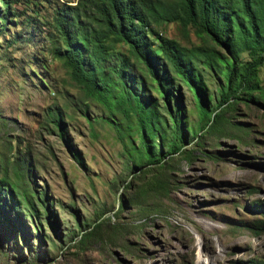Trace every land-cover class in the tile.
Instances as JSON below:
<instances>
[{"label":"rangeland","instance_id":"374dc122","mask_svg":"<svg viewBox=\"0 0 264 264\" xmlns=\"http://www.w3.org/2000/svg\"><path fill=\"white\" fill-rule=\"evenodd\" d=\"M77 1H23L0 22V264H264L260 90L208 126L212 101L179 84L171 104L178 97L184 124L141 142L135 160L134 119L88 96L52 54L57 8ZM157 28L224 51L178 21ZM258 79L264 89V64Z\"/></svg>","mask_w":264,"mask_h":264},{"label":"trees","instance_id":"16d2710c","mask_svg":"<svg viewBox=\"0 0 264 264\" xmlns=\"http://www.w3.org/2000/svg\"><path fill=\"white\" fill-rule=\"evenodd\" d=\"M23 1L31 0H0L1 27L16 11L13 6ZM55 16L62 41L52 54L88 96L134 119L140 136L134 155L141 142L154 146L155 135H164L171 122L184 124L178 97L171 104L179 84H187L195 99L205 97L209 105L212 101L214 116L208 126L223 121L222 111L234 99L247 94L260 101L254 96L258 90L264 96L258 79L264 64V0H78L57 8ZM172 21L183 29L195 28L224 51L204 45L188 48L158 30V24ZM243 51L250 60L241 59ZM210 74L218 76L217 97L209 92ZM49 114L63 134L62 113L51 109Z\"/></svg>","mask_w":264,"mask_h":264}]
</instances>
